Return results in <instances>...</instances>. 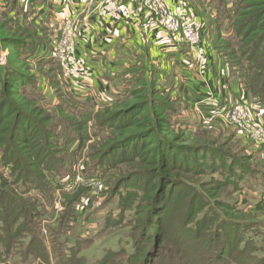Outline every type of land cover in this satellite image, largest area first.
I'll return each mask as SVG.
<instances>
[{
  "label": "rangeland",
  "instance_id": "374dc122",
  "mask_svg": "<svg viewBox=\"0 0 264 264\" xmlns=\"http://www.w3.org/2000/svg\"><path fill=\"white\" fill-rule=\"evenodd\" d=\"M170 1L174 2L175 0ZM177 1L205 22L209 32L208 53H212L213 56L222 61L229 78L238 79L245 87V67L239 64L233 55V51L237 49L239 38L236 36L232 24L235 15L230 14L231 11L229 10L239 9L243 4L255 6L264 11V0H244L243 3L241 0H225L224 2L221 0ZM42 3L48 4L50 8L43 16L45 18H41L36 9V6ZM121 3H127L134 9L144 6L141 0H34L33 3L31 0H0V65L8 68L15 65L37 83L36 92L30 86L24 88L26 94L37 96V99L33 101L28 97L2 92L0 82V104L5 105V98H8L37 120L35 129L29 133V138L39 140L43 137L44 130H47L48 134L51 135L48 137V142L54 140L52 139L53 136L56 137V141L54 140L56 146L53 151L51 150V160L58 168L53 170H59L60 176L57 179L50 178L54 180H52L53 184H59V186L53 184L46 186V196L36 190L29 192L30 195L32 194L38 199V210L41 214L35 215L32 219L36 223L34 230V223H31L26 227L30 228V231L26 232L25 230L12 243L10 242L13 250L5 261H0V264H79L80 262L75 260L67 261L64 257H56V252L59 254L61 249L66 248L67 244L64 241L66 237L69 238L68 241L71 245L78 237L87 239V244L82 245L78 255L90 262L100 258L108 249L117 250L123 247L127 253H131L130 230L133 229L136 234H139L148 226L147 216L152 212L157 214L158 211H164L162 228L180 221L186 223L192 213L196 212V217H199L208 209L216 217L215 221L209 225L212 227L213 224L225 221L231 225L238 221L241 223L264 221V175L256 173L253 176H247L245 180L240 182V189L235 191L231 186L215 187L210 183L211 175L209 173H197V169L192 172V170L187 169L191 167V160L184 161L185 147L198 144L200 139H204L206 144L208 143L214 149L229 151L239 158L242 157L252 168L264 172V159L262 158L264 145L256 140L258 138L257 132L254 130L252 133L249 129L240 128L238 124L228 121L225 115L224 117L214 115L199 119L197 109L189 106L182 95L174 92L173 86L168 85L172 80L169 81V77L161 73V69L159 70L161 62L151 60L147 47L145 55L139 61L144 75L136 86V94H131L127 100L119 97L107 105L101 103L104 102L102 96H96L95 102L97 103L76 96L70 89L72 85L70 78L63 76V73L59 75L57 68L50 67L52 66L50 61L38 64L34 59L35 57L23 60L26 55H22V59L17 57L16 53H13L11 47L8 46L9 43L2 41L5 37L15 36L36 41L40 43L41 49L37 52V55L39 54L37 59H54L51 52L55 45L54 42L62 37L60 28L54 29L49 26V20L56 18V12L63 11L67 16L69 23L65 28L68 32L70 31L73 42L79 46L80 39L85 37V41L88 39L86 21L90 16L95 14L109 19V21L122 19L126 22L125 17L115 12ZM142 18H144V14H141L138 19L134 18L129 21L137 23L139 32L147 35L148 31L142 28L140 23ZM262 30L264 29H258V32H262ZM184 48L187 53L190 52L189 57H196L195 53L186 48L185 45ZM203 58L206 56L198 58V60ZM126 79L128 78L123 80L120 75L119 84L125 82V85L126 83L128 85ZM154 79L157 83L159 80H167L164 82L166 88L160 84L158 87L153 86ZM55 80L57 83L58 81L61 82L60 85L54 84ZM83 84H85L84 90L91 87L87 79ZM68 92L75 95L77 100L86 101L89 104L86 105L88 112L85 117H76L75 111L78 110L79 106L69 103ZM152 99L168 101L172 106V112L167 110V113L163 114L160 108L153 107L150 101ZM136 101L147 104V110L135 115L136 118L150 116L153 120L152 127L148 128L141 125L142 119L136 122L135 117L134 122H130L131 117L125 115L120 120L119 129L114 131L99 125L100 120L108 115L106 113H116L121 108L124 109ZM233 103L236 101L231 104ZM5 107L8 108V106ZM69 113H74L75 116ZM0 117L2 118V116ZM8 120L7 117L0 122V128H4L5 131L4 135L8 134ZM164 120L169 123L167 130L162 127ZM259 120H261L260 117ZM31 122L34 123L35 121L31 119ZM262 124L264 125L263 122ZM150 128L154 129L155 139L153 138L145 144L143 137L137 143L135 150L121 148L113 151L108 157L111 168L107 169L102 177L91 173V167L99 162V151L103 150L111 140L120 139L140 130L145 132ZM159 139H165L173 146L171 152L165 153L170 162L169 169L164 168V163L159 164V159H156V163L150 164L139 163L136 159L140 156L141 159L151 161L150 150L156 147ZM13 144L24 154L25 150L20 148L21 145L18 142L13 141ZM1 149L0 146V154ZM12 161L14 159L11 154ZM15 163L17 170H20L25 163L28 164L29 170L35 171L34 166L29 164L27 160L25 162L15 161ZM146 168L152 171L147 170L144 178L139 177V171ZM155 170H158L159 177H152ZM6 171L2 169L1 173L5 174ZM160 174L166 178H171L172 183L166 180L151 192L150 204L140 194L130 208L123 209L119 195L115 190L118 180L125 177L128 181L130 179L131 183L139 184L142 189L148 184L152 185L158 182ZM138 178L140 179L137 180ZM176 180H182L187 186H192L197 195L187 193L181 185L177 186L180 181ZM167 186H169L168 189L163 191ZM80 188H84V192L72 204L66 205L62 193H74ZM193 201L195 204H192ZM229 202H235L237 209L241 212L233 214L229 211L225 207ZM166 205L168 210H164ZM198 205L202 207L199 210L197 209ZM206 213L209 214L207 211ZM233 217L239 220L234 221ZM192 221L193 219H190L188 223ZM58 222L61 223V229H58L59 231H55L57 229L52 230L50 227L57 225ZM32 230L38 233L40 239L38 248L41 250L43 246L46 249V258H49V261L45 262L40 254L35 256L34 253L25 259L22 250L31 238ZM170 231L171 238L167 239H162L161 234H154V237L159 236L160 241L157 242L153 251V254H159V257L154 259L153 264H167L169 262L173 264H216L219 259V256L215 254L216 249L219 248L218 254L220 255V251L226 246V243L225 250L227 253L229 252L230 258H239L235 251L237 241L234 242L237 233L231 227H228L227 231L220 237V240L224 241L217 247L214 246L215 244L206 246L205 240L209 238L205 237L207 232L205 228L197 235L175 234V229ZM141 235L143 236V234ZM220 240L218 239V241ZM261 245L264 246V241ZM259 254L263 255L264 253L260 252ZM114 262H117L115 264H130L126 255L117 256ZM108 264L112 263L109 262Z\"/></svg>",
  "mask_w": 264,
  "mask_h": 264
},
{
  "label": "trees",
  "instance_id": "16d2710c",
  "mask_svg": "<svg viewBox=\"0 0 264 264\" xmlns=\"http://www.w3.org/2000/svg\"><path fill=\"white\" fill-rule=\"evenodd\" d=\"M224 1L225 0H221V2ZM243 1L244 0H241V3H243ZM33 2L34 0H31V3ZM229 11H231L230 14L235 15L232 24L239 40L238 46L236 47L237 49L233 51V55H235L236 61L245 67V88L259 104L264 106V30H262V32H258V29H264V11L257 9L255 6L243 4L241 8L239 7V9L235 8L233 10L230 9ZM2 41L9 43L8 46L11 47L13 53H16L17 57L21 58L22 55H26L23 60L35 57L34 59L38 64H43L45 61H50V63H52V66L50 67L55 69L57 68L59 70L57 73H59V75L62 74L60 65L56 60L52 58L37 59V52L40 49V43L16 36L5 37L2 39ZM125 73L129 74L127 77L128 79L125 80L128 82L129 86L126 83V87L122 93V96L120 97V99L123 100H127L131 94H136V86L144 75L143 68L141 67L139 61L132 64ZM0 79L2 84V92L20 95L26 98L28 97L33 101L37 99V96L35 97L33 95L26 94L24 89L26 86H30L31 89L33 91L35 90L36 92L37 83L17 66L11 65V67L8 68L0 65ZM60 83L61 82L59 81L57 83L56 80L54 82L56 85H60ZM159 84L166 88L164 83L159 81L157 83L156 79H154V83L152 85L158 87ZM155 91H157V89ZM67 97L69 99V103L79 106L78 110L75 111L77 115L76 117H85L86 113L88 112L86 110V105L89 104L86 101L81 102L77 100L78 98L71 92L67 93ZM5 101V105L0 104V116H2V118L0 117V122L5 120L7 117L9 119L7 122L9 124V130L7 132L8 134L4 135V128H0V146L2 147L0 154V261H5L7 256L13 250L11 248L12 246L10 245V242L12 243V241L23 234L25 230L26 232L30 231L31 229L26 227L29 224L34 223L32 219L35 215L41 214L38 210V199L34 197V195L32 196V194L30 195L29 192L31 190H36L41 194H45L46 196V186L52 185L54 181L50 178L57 179L60 177L58 172L59 170L56 171L58 169L57 165L55 166L51 160V150L53 151V148L56 146V137L53 136L52 138L55 141L50 140L51 142H48V137H51V135L48 134L49 132L47 130H44V134H42L44 138L41 137L39 140H33L29 138V133L35 129L37 120H35L26 111L22 110L17 104H15L14 101L8 98H5ZM150 101L153 107L160 108L163 114H166L167 110L168 112H172V106H170L168 101H160L158 99H152ZM5 106H8V108ZM80 106H83L85 109ZM146 110V103L136 101L127 105L124 109L121 108L116 113H106L108 115L100 120L99 125L108 127L114 131L119 129L121 126L120 120L124 115L127 117L130 116V122H134L133 119L137 117L135 115L145 112ZM70 115H74V113H71ZM31 119H33L35 122L32 123ZM140 119H142L141 125L148 128L153 126V120L150 118V116L146 115L144 117L138 118L135 121L137 122ZM168 124V121L164 120L162 125L164 130L168 129ZM147 131L144 132L140 130L123 136L124 138L122 137L117 140H111L110 143L106 144L103 150L99 151V162L91 167V173L98 174L100 177H102L104 172L111 168L108 157L113 151H117L121 148H131L135 150L137 143L141 141L143 137L145 139V144L153 140L155 137L153 132L154 129L150 128V130L148 129ZM13 141L18 142L21 145L20 148L25 150L24 154L23 151H21L19 148H16V146L13 144ZM205 141L206 140L204 139H200L198 144L185 147L186 150L184 152V161L187 160L188 162V159L191 160V167H188L187 169L192 170V172H195L197 169V173H209L211 175L210 183H212L215 187L231 186L235 191H237L240 189V182L245 180L247 176H253L256 173L264 175V172L252 168L244 161L242 157L239 158L229 151L216 150L208 143L206 144ZM172 150L173 146L170 145V142H167L165 139H159L156 147L153 148V150H150L152 154L150 158L151 161L148 159H141L140 156L136 157V159L139 163L145 164L154 162L156 163V159H159V164L164 163V168L169 169L170 162L168 160V156L165 153L167 151L171 152ZM11 154L12 158L14 159L12 162ZM26 160L29 164L34 166V172L29 170L28 164L25 163L22 165L20 170H17V164L15 161L25 162ZM2 169L7 170L5 174L3 173L4 175L1 173ZM53 169L56 170L54 171ZM147 170L152 171L151 169L147 168L143 169L142 171H139V177L144 178L146 176L145 171ZM155 176L159 177L158 170H155L154 174H152V177ZM139 179L140 178L137 180ZM166 180L171 183L173 181L171 178H166L160 174L158 182H155L152 185L148 184L146 187L141 189L139 184L131 183L130 179L128 181V179L124 177L121 180H118L115 190L119 195L123 209L126 210L132 206L133 202L136 201L140 194L141 197L146 199L148 204H150V201L152 200L151 192L157 189L159 185H162ZM176 181H180V184L176 185L183 186L187 193L197 195L196 190L192 186H187V184L182 180ZM53 185H57V187L59 186V184ZM168 187L169 186H167V188L163 191H166ZM83 192L84 188H80L74 193L70 194L63 192L62 195L66 205L72 204L74 201H76ZM192 204H195V202L193 201ZM257 206L260 205L257 204ZM225 207L233 214L241 212L239 209H237L235 202H229V204L227 203ZM201 208L202 207L198 205L197 209L199 210ZM164 210H168L167 205L165 206ZM206 211L209 212V214H207ZM206 211H204L199 217H196V212H194L187 219L186 223L185 221H180L170 224L166 228H162V221L164 219L162 215L164 211H158L157 214L153 212L150 213L147 216L149 223L145 229L141 230V232L139 230V234H136V231L133 229L129 232L132 243L131 253H127L126 249L123 247L117 250L108 249L100 258L90 262L84 257L78 255L82 245L87 244V239L78 237L72 242L71 245L68 241L69 238L66 237L64 241H66L67 246L64 250L61 249L59 254L56 252V257H64V259L67 261L75 260L76 262H80L79 264H108L109 262L115 264L117 262H114V259L117 256L126 255L130 264H153L154 259L159 257V254L157 255V253L153 254L157 242L160 241L159 236L154 237L155 233L161 234L162 239H167L171 238V229H175V234L197 235L202 229L205 228V231H207L205 237L209 238L205 240L206 246L215 244L214 246L217 247L224 241H221L220 237L227 231L228 227H231L235 230V233H237L236 237H234V242L237 241L235 245V251L239 258H232L234 260L230 258L229 252L227 253L225 250L227 247L226 243V246L220 251V255L218 254L219 248L218 250L216 249L215 254L219 256L218 262H216V264H264V254H259L260 252L264 253V246L261 245L262 241H264V221H248L243 223L238 221L232 225L230 223H226L227 221H225L213 224L212 227L209 225L215 221L216 217L212 211H209V209ZM190 219H193V221L188 223ZM232 219L234 221L239 220L235 217ZM35 225L36 223H34L33 230ZM50 228L52 230L57 229L55 231H59L61 229V223L58 222L57 225H53ZM33 230L31 238L28 240L24 250H22L23 255H25V259L34 253L35 256L36 254L38 256L40 254V257H43L45 262L49 261V258H46V249L43 248V246L41 250L38 248L40 239L38 233H35ZM141 234H143V236ZM218 239L220 241H218ZM35 256L33 257L36 258ZM167 264L173 263L169 262Z\"/></svg>",
  "mask_w": 264,
  "mask_h": 264
},
{
  "label": "crops",
  "instance_id": "0c3cea01",
  "mask_svg": "<svg viewBox=\"0 0 264 264\" xmlns=\"http://www.w3.org/2000/svg\"><path fill=\"white\" fill-rule=\"evenodd\" d=\"M46 12H39L41 18ZM86 26L89 40L80 39L75 53L91 68L87 79L91 87L84 90L71 86L76 96L92 103H97L96 96H102L104 102L101 103L110 105L108 103L122 96L126 87L124 82L119 84V76H129L125 72L142 60L147 47L151 60L161 62L159 70L172 80L168 85L173 86L174 92L181 94L189 106L197 109L199 119L221 117L222 110L232 102L245 101L264 123V106L249 94L241 81L229 78L222 61L212 53L201 61L189 57L184 45L168 41L158 33L142 34L137 23L122 19L109 21L94 14L87 19Z\"/></svg>",
  "mask_w": 264,
  "mask_h": 264
},
{
  "label": "built area",
  "instance_id": "2783aa9c",
  "mask_svg": "<svg viewBox=\"0 0 264 264\" xmlns=\"http://www.w3.org/2000/svg\"><path fill=\"white\" fill-rule=\"evenodd\" d=\"M141 2L144 4L143 8L134 9L127 3H121L115 12L125 17L126 22L134 18L138 19L141 14H144L140 23L148 34L158 33L168 41L185 45L195 53L197 59L208 55L210 43L207 26L202 19L193 15L191 10L185 9L178 1L141 0ZM36 9L42 13L45 10L49 11L50 8L48 4L42 3L37 5ZM68 23L69 19L63 11L56 12V18L49 20V26L54 29L60 28L62 34L60 40L54 42L51 52L60 64L63 76L70 78L71 86L82 89L85 85L83 82L91 74V68L87 66L88 63L86 64L85 60L76 55L77 45L73 42L70 31L68 32L65 28ZM189 54L190 52L187 53ZM224 115L228 121L238 124L240 128L249 129L251 132L255 130L258 137L256 140L264 145V125L250 104L237 101L222 110L221 117Z\"/></svg>",
  "mask_w": 264,
  "mask_h": 264
}]
</instances>
